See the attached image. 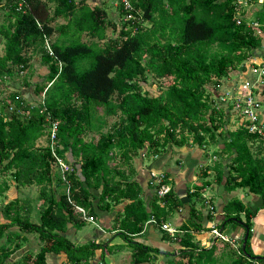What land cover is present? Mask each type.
<instances>
[{
  "label": "trees",
  "instance_id": "1",
  "mask_svg": "<svg viewBox=\"0 0 264 264\" xmlns=\"http://www.w3.org/2000/svg\"><path fill=\"white\" fill-rule=\"evenodd\" d=\"M103 1L89 6L85 0H48V8L44 0H23L17 9L0 0L6 9L0 23V86L11 82L30 89L25 96L31 100L19 91L0 97V198L10 185L5 178L16 193L31 186L38 192L34 199L16 197L0 207V264H47V255L59 254L64 256L59 264H107L104 255L115 247L74 245L63 234L85 224L73 206L96 220L120 203L114 235L128 246L130 263L159 264L158 250L133 239L149 219L159 226L181 204L170 189L158 199L150 180H130L131 173L121 167H130L139 152L153 158L167 146L195 145L204 152L216 147L215 183L226 193L245 189L264 210V131L248 132L250 122L240 118L234 130H224L232 108L216 100L223 80L243 71L264 45V4L254 19L263 25L258 35L245 27L237 0H112L117 19ZM57 19L62 22L50 25ZM108 29L114 37H108ZM32 56L44 73L34 70ZM32 77L37 80L31 82ZM148 79L153 89L146 86ZM109 117L116 118L111 125ZM54 121L56 156L68 166L62 175L46 143ZM41 139L45 144L37 145ZM169 179L165 169L161 183ZM209 183L187 197L197 201ZM143 194L150 198L147 207ZM238 204H225V212L234 215H224L217 229L238 220L239 211L250 229L255 211ZM188 215L180 234L171 238L161 232V241H173L176 248L162 252L160 264H264L262 257L253 259L249 231L244 253L241 241L230 245L211 238L209 247H199L193 234L210 229L198 224L194 204ZM19 232L35 234L38 248L10 260L26 242Z\"/></svg>",
  "mask_w": 264,
  "mask_h": 264
},
{
  "label": "crops",
  "instance_id": "2",
  "mask_svg": "<svg viewBox=\"0 0 264 264\" xmlns=\"http://www.w3.org/2000/svg\"><path fill=\"white\" fill-rule=\"evenodd\" d=\"M239 1V9L244 11L246 17H253L255 19L256 12L263 9V0H256V2L255 0ZM261 51V49L255 51V53L245 61L243 71H233L223 80L222 84L217 88L218 97L227 91L233 92V89H235L239 82L246 79L252 81L255 78L253 70L264 64V61H262L264 60V50ZM255 96L260 102L258 117L259 123H261V129L264 131V88H261V91L255 92ZM262 104L263 109L261 110ZM227 115L228 116L225 117L226 126L224 128L232 131L231 127L236 128L238 124H240V119L233 111H230ZM231 116L233 117L231 118ZM233 119L235 121H233ZM141 153L142 152H139L137 156L131 159L130 167L126 165L121 167L124 171L131 173V175L129 174L131 176L130 180L139 179V181L149 184L150 174H163V171L166 169L170 174V179L166 186L169 187L181 204L177 209L169 213L162 223L168 224L177 231V234H180L181 232L178 228L182 224L187 225L189 221L188 207L194 204V208L199 211L200 214L198 223L200 227L217 229L216 226L220 224L224 215L228 214L229 217L234 215V212H225V209H223L225 204L232 200L237 201L241 208L248 207L252 212L255 211L254 216L250 218L251 227L248 230V246L254 257L264 258V210L259 208V199L247 191H242V194L238 193L240 189H235L228 193L223 192L222 186L215 183L214 172L211 168L216 162V158L209 157L210 152H204L195 145H187L183 147L167 146L160 155L153 158H145V155L143 156ZM202 172H205L206 175L204 179L201 178L203 176L201 175ZM225 173L224 170L223 175H225ZM204 181L210 183L207 187L198 191L200 199L193 202L192 198L187 197V194H191ZM247 195L250 197L249 200L244 199ZM141 198L145 203V207H147L146 204L150 199L149 196L143 194ZM123 204L124 203H120L109 213H101L99 217H96V226H92L94 228L91 233H85L83 231L84 228H80L79 230L68 229L63 236L66 238L68 236L69 239H67L74 245L83 244V242H80L81 237H84L85 243L86 241L92 242V239L98 240L100 238V241L95 240L94 242H103V246L107 244L108 247L116 248L109 250L104 255L103 259L107 264H117L116 262L119 261V259H124L122 261L123 263L124 261H128L129 257L126 258L125 254H129V248L119 236L114 235L116 231L115 227H113L116 226L114 223L115 215L122 210ZM238 214V220L233 219L227 224L223 222L220 228L217 229L223 236H226L229 240H233L235 244L240 243L244 235V229L237 224V222H240L244 225V215L242 211H239ZM207 216L210 217V220ZM159 226L156 223L145 224L141 234L135 237L133 242L158 250L157 252L159 255H157L158 257H156V259L160 264L163 261V259L160 258V256H162L161 253L166 250H175L176 245L173 241H161L160 235L163 231L160 230ZM225 228L228 231L227 234H223ZM193 236L197 240L199 247H209L212 237L210 230L201 231L200 233L193 234ZM97 251H95V260L98 259L99 256V251L98 255L96 254Z\"/></svg>",
  "mask_w": 264,
  "mask_h": 264
},
{
  "label": "built area",
  "instance_id": "3",
  "mask_svg": "<svg viewBox=\"0 0 264 264\" xmlns=\"http://www.w3.org/2000/svg\"><path fill=\"white\" fill-rule=\"evenodd\" d=\"M120 2H124V0H118ZM11 3L16 4V8L20 9L23 0H10ZM239 4V0L236 1ZM234 21L236 25L241 23V18L239 15L235 14ZM245 27L248 29L255 30L256 34H262L259 29L263 28V25L259 24L256 21H246ZM49 51V49H47ZM255 73V78L252 81L243 80L239 82L233 92H225L223 95L219 96L216 100L218 103L224 106H231L232 111L237 115L238 118L241 120L249 121L250 124L247 126L248 132H261V126L259 125L258 121V111L260 107V102L257 100L255 96V92L261 91V88H264V64L259 66L257 69L253 70ZM240 120V121H241ZM258 121V122H257ZM57 122H51L49 124V134L46 136V143L49 147V152L51 157L54 159L57 168L59 169L61 175L68 171V166L64 164L61 159L56 156V140H55V131L57 128ZM163 174H150V184L156 186V197L161 199L168 191L169 187L162 184ZM68 192L66 191V195ZM74 210L79 214V218L85 224H91L96 226V221L91 216L86 215L85 211L82 208L73 206ZM153 219H149L147 223H153ZM160 230L165 232L169 237L173 238L177 231L170 227L168 224L161 223ZM210 234L213 238H217L224 242L229 243L230 245H236L233 240H229L226 236H223L217 229L210 228Z\"/></svg>",
  "mask_w": 264,
  "mask_h": 264
},
{
  "label": "rangeland",
  "instance_id": "4",
  "mask_svg": "<svg viewBox=\"0 0 264 264\" xmlns=\"http://www.w3.org/2000/svg\"><path fill=\"white\" fill-rule=\"evenodd\" d=\"M44 1H46V4L47 5H49L48 6V8H50L51 7V4L48 2V0H44ZM101 1H103V0H101ZM99 2H100V0H85V3L86 4H88L89 6H93L94 4H99ZM255 2H256V0H255ZM255 2H253L254 4H256ZM3 3V1H1V4ZM103 3L105 4V6H108V8H109V10H110V13H109V16L111 17V18H113V19H117L116 18V9H117V7H116V2H114V1H112V0H104L103 1ZM257 3H259V2H257ZM259 5V4H258ZM254 6H256V5H254ZM5 10L6 9H4V10H2L1 8H0V23L2 22V19H3V14L5 13ZM250 17H246L245 18V20L246 21H252V20H254V18L252 17V18H250ZM252 19V20H251ZM62 22V20L61 19H57L56 21H54V22H52L50 25H54V24H59V23H61ZM144 25H146V23L144 24ZM107 35H108V37L109 38H112V37H114L115 36V34H114V32H112L110 29H108L107 30ZM82 40L84 41L85 40V37H83L82 38ZM264 47V46H263ZM263 47H261L260 49L263 51L264 49H263ZM261 51V52H262ZM28 53H30V50L29 51H27ZM0 54H2V42H1V36H0ZM262 61H264V60H262ZM31 65L33 66V68H34V70L35 71H37V73H39V74H42V73H44L45 72V68L44 67H41L39 64H38V59L35 57V56H32V58H31ZM37 73H35L34 75L35 76H37ZM14 81H16V84H21V81L20 80H16V78L14 77V79H13ZM37 79H36V77H32L31 78V82H34V81H36ZM246 81H247V79H246ZM151 81H150V79H148V84L146 85L148 88H150V89H153L152 87H150V86H152V85H149V83H150ZM13 91H19V92H21L20 94V96H22V97H24V98H26V94L28 93L29 94V91H30V89H24V88H20V86H18V85H14V84H12L11 82H5V84H2L1 86H0V97L1 98H4L7 94H9V93H11V92H13ZM218 94V93H217ZM25 100H29V101H31L30 100V98L29 97H27ZM263 109V104L261 105V110ZM233 116H231V118H232ZM116 120V118L115 117H109V118H107V125H111L114 121ZM233 121H235L234 119H233ZM225 129V128H224ZM227 129V128H226ZM225 129V130H226ZM235 128L234 127H231V130H234ZM37 143V145H44L45 144V142H44V140H39V141H37L36 142ZM206 151L207 152H210V154H209V157H215L216 158V156H214L213 155V152H216V147H214V146H210V147H208L207 149H206ZM205 151V152H206ZM212 160V159H211ZM216 160H217V158H216ZM115 162V161H114ZM210 164H211V162H210ZM6 179V181L10 184L9 185V188H8V190L4 193V199H2V198H0V207L2 206V205H4L5 203H7L8 201H10V200H13L14 198H16V197H19V198H28V199H34L36 196H37V188L35 187V186H31V187H23V188H20L18 191L19 192H17L16 193V190H14V188H13V186L11 185V183H10V180L8 179V178H5ZM0 181H1V179H0ZM239 192L238 193H241L242 194V191H246L245 189H240V190H238ZM249 195H247L244 199L246 200H249ZM3 200V201H2ZM2 201V202H1ZM34 213V212H33ZM32 217H34V216H32ZM31 217V218H32ZM31 220H33L34 222H37V216H35L34 217V219H31ZM0 221H1V218H0ZM93 225H91V224H84V226L82 227V228H84V232L85 233H91V231L93 230V228L94 227H92ZM12 229H15V227H13ZM11 230V229H10ZM228 233V231H227V229L225 228L224 230H223V234H227ZM18 234H20V232L18 233ZM24 236H25V238H26V242H24V244H22V247H21V249H19L18 251H16V253L15 254H13L12 256H10L9 258H10V260H16V259H18L19 258V256L24 252V251H26V250H28V251H30L29 253L32 255V254H34L36 251H37V248H38V241H37V238H36V235L35 234H23ZM23 235H21L20 234V236H23ZM69 235V234H68ZM70 236V235H69ZM67 238H68V236H67ZM84 237H81L80 238V242H83V243H85V240L83 239ZM212 238V237H211ZM69 239V238H68ZM89 240H91V239H89ZM95 240H97V239H92L91 241L92 242H94ZM97 241H100V238L97 240ZM218 241V240H217ZM87 242V241H86ZM79 245V244H78ZM96 254L98 255V251L96 252ZM125 257L127 258V257H129V254H125ZM95 260V259H94ZM97 260V259H96ZM95 260V261H96ZM124 260V259H123ZM123 260H121V259H119V261H117L116 263L117 264H131L130 263V259L128 260V261H124V263L122 262ZM62 261H64V256L63 255H61V254H59V255H56V256H53V255H47L46 256V262H47V264H59L60 262H62ZM92 262V261H91Z\"/></svg>",
  "mask_w": 264,
  "mask_h": 264
},
{
  "label": "water",
  "instance_id": "5",
  "mask_svg": "<svg viewBox=\"0 0 264 264\" xmlns=\"http://www.w3.org/2000/svg\"><path fill=\"white\" fill-rule=\"evenodd\" d=\"M237 224H239L240 226H242V228L244 229V235H243V238H242V241H241V251L244 253L243 248H244L245 241L247 239L248 229L244 225H242L240 222H237ZM260 258L261 257H253V259L255 261H258Z\"/></svg>",
  "mask_w": 264,
  "mask_h": 264
}]
</instances>
